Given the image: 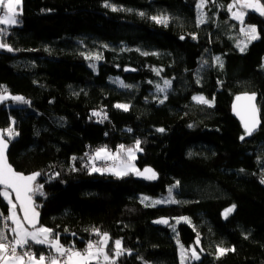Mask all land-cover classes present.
<instances>
[{
  "label": "trees",
  "instance_id": "trees-1",
  "mask_svg": "<svg viewBox=\"0 0 264 264\" xmlns=\"http://www.w3.org/2000/svg\"><path fill=\"white\" fill-rule=\"evenodd\" d=\"M199 3L21 0L18 25L0 34L13 49L0 48V95L23 97L0 101L9 159L20 173H40L37 226L65 248L83 251L98 228L108 249L121 241L116 264H181L179 244L200 256L185 264H264V16L248 9L242 25L228 11L233 0ZM161 16L167 24L153 19ZM243 26L258 39L242 52ZM253 93L262 127L249 137L233 103ZM137 140L139 172L154 169L157 182L91 171L94 151L136 149ZM141 195L165 204L146 206ZM9 207L0 197V230L12 240ZM161 219L170 224L156 227ZM218 247L234 251L218 257ZM30 250L57 255L31 242Z\"/></svg>",
  "mask_w": 264,
  "mask_h": 264
},
{
  "label": "snow or ice",
  "instance_id": "snow-or-ice-1",
  "mask_svg": "<svg viewBox=\"0 0 264 264\" xmlns=\"http://www.w3.org/2000/svg\"><path fill=\"white\" fill-rule=\"evenodd\" d=\"M206 3V0H200V3L197 5L198 8H202ZM21 5V0H0V26H12L19 23L17 16L20 14L18 9ZM237 5L239 7L237 8ZM105 7H110V5L105 4ZM233 8H236V11H233ZM245 9H251L255 12H258L261 16H264V4L260 0H233V4L228 7V11L231 13V18L237 20L240 24H244V17L246 15ZM116 11L115 8L112 9ZM143 15V13H141ZM157 23L167 24V17H153ZM199 22H203V17ZM249 37L250 40L258 39L257 30L255 26H249L247 29H241ZM7 27L0 28V34H6ZM183 38V37H181ZM240 47V45H237ZM244 47H240V50L243 52ZM0 48H6L8 51L13 49L9 47L6 43H0ZM148 53H144L147 55ZM99 58V57H97ZM215 60L220 63L222 67L223 64L220 61V57H216ZM171 84L170 81H164V88L157 86L159 92H164L165 88L169 87ZM7 90L5 89V92ZM14 99L17 101H23V97L15 96L9 97L7 95H0V101L5 99ZM166 99V97H165ZM198 103L206 104L212 106L214 101H210L203 96L194 97ZM236 102L233 105V111L241 119V122L245 129L246 135H252L253 131L256 129L259 124L258 120V109L254 101L256 100V95L245 94L243 96H236ZM244 101L245 103L241 104L240 102ZM27 102V101H24ZM163 103V100L160 101ZM118 108H122L125 111L128 109V105H116ZM94 115H99V113H94ZM157 131L163 132L164 129H157ZM9 136L18 135L15 133L12 128L6 130ZM241 139H244V136H241ZM140 141H136V150L139 149ZM8 147V141L4 139V132L0 131V197H3L7 201L9 207V215L4 217V220H11L12 224L15 227H12L10 231L14 233V238L9 240L8 237L4 234L3 230H0V264H116V260L113 257L121 256L125 249L122 247L120 240L115 241V246L112 249H108V242L110 237L108 233L101 232L98 228H93L91 231L98 237L95 243L89 242L87 247L83 251L76 250L75 247L65 248L59 240L58 235L53 234V230L43 226H37L39 223V212L36 210L37 205L33 200V195L38 193L43 195L42 185L35 184L37 177L40 176L39 172H35L31 175H25L23 173L17 172L13 167L8 163L6 151ZM127 152V160H122L120 153ZM75 159V158H74ZM92 161L95 160H112L120 161L119 165H114L109 169H100L97 168L94 164L91 168V171H111L114 175L120 177L127 175L130 170H135V165L131 163L135 159V152L132 148L125 149L123 145L119 146V150L116 153H112L106 147L97 149L95 155L90 158ZM138 175H142L145 179L154 180L156 179V173L150 169L145 168L143 173H140L139 170H135ZM261 183H264V178L261 179ZM179 182L177 181V185ZM175 187V186H174ZM11 189V193L15 194V201L11 198V193L8 191ZM148 197H142V202L147 201ZM162 201H153L152 204H159ZM168 202L176 203L172 198V189H169ZM17 205H19V210L23 213L21 218L17 213ZM150 206V205H146ZM235 205L228 208L224 212L225 218L234 210ZM187 221V218H182ZM156 223H165L166 220H159ZM190 223V221H189ZM27 225L28 227H26ZM5 228H8L7 223L4 225ZM29 228L32 230L29 231ZM30 242L39 245H46L50 249L54 250L57 254L53 255H44L40 254L37 256L30 250ZM197 244H199V235H197ZM181 247V264H185V261L190 258L193 260H199L200 256L195 248L184 249L183 245ZM21 249L22 251H18ZM29 249V250H25ZM218 257L225 254L229 251H234V249H226L223 247L217 248ZM64 259H60V258Z\"/></svg>",
  "mask_w": 264,
  "mask_h": 264
},
{
  "label": "rangeland",
  "instance_id": "rangeland-1",
  "mask_svg": "<svg viewBox=\"0 0 264 264\" xmlns=\"http://www.w3.org/2000/svg\"><path fill=\"white\" fill-rule=\"evenodd\" d=\"M233 4V3H232ZM239 7V5H237V8ZM18 11H19V13H21V11H20V9H18ZM233 11H236V8H233ZM245 12H246V14H247V12H248V9H245L244 10ZM245 18H246V15H245V17H244V20H245ZM17 19H18V16H17ZM18 25V24H17ZM17 25H12V26H17ZM3 27H6V26H0V28H3ZM248 27L247 26H243V29H247ZM243 35L245 36V38H246V40L245 41H243V45L245 46V44L247 45H249V44H251L252 42H254L255 40H257V39H255V40H250L249 39V37L245 34V32L243 31ZM248 39V40H247ZM0 43H4V41H3V39H2V37L0 36ZM134 150V152H135V159L134 160H132L131 161V163L132 164H134L135 165V170H139L138 169V166H137V164H136V160H137V156H138V153H139V151L138 150H136V149H133ZM118 150H114V151H111L112 153H116ZM95 152L96 151H94V153L92 154V157L95 155ZM120 156H121V158H122V160H127V152L125 151V152H121L120 153ZM91 166L90 167H92L93 166V164L97 167V168H100V169H109V168H112L114 165H119L120 164V161H112V160H95V161H92L91 160ZM135 170H130L129 172H128V174L127 175H134V174H136L137 175V172L135 171ZM92 172H100V173H106V174H111V175H114L111 171H107V170H104V171H92ZM127 175H124V176H127ZM114 176H116V175H114ZM124 176H120V177H124ZM116 177H118V176H116ZM148 197L149 199L147 200V201H143V203L145 204V205H150V206H161V205H164L165 204V198H154V197H150V196H148V195H141L140 196V198H141V201H142V197ZM11 198H12V195H11ZM34 198V197H33ZM13 199V198H12ZM157 200H159V201H162L161 203H159V204H152V202L153 201H157ZM13 202H14V200H13ZM225 217V216H224ZM26 227H28L27 225H25ZM32 229L31 228H29V231H31ZM9 235V234H8ZM11 240V239H10ZM108 244H109V242H108ZM44 246H46V245H44ZM181 244H179V248H180V254H181ZM48 247V246H47ZM60 259H64L63 257L62 258H60ZM101 264H103V261H101Z\"/></svg>",
  "mask_w": 264,
  "mask_h": 264
},
{
  "label": "water",
  "instance_id": "water-1",
  "mask_svg": "<svg viewBox=\"0 0 264 264\" xmlns=\"http://www.w3.org/2000/svg\"><path fill=\"white\" fill-rule=\"evenodd\" d=\"M250 95V94H249ZM241 96H243V95H241ZM235 103H237L236 102V99H235V101H234V103H233V105L235 104ZM241 104H243V103H245L244 101H241L240 102ZM254 103L256 104V106H257V109H258V120H259V124L257 125V127H256V129L253 131V133H252V135H250L249 137H253V136H255L258 132H259V130L261 129V127H262V120H261V113H260V108H259V105H258V97H257V95H256V100L254 101ZM234 112V111H233ZM234 115L240 120V122H241V119H240V117L238 116V115H236V113L234 112ZM242 123V122H241ZM243 125V124H242ZM244 127V126H243ZM0 131H3L2 129H0ZM4 132V131H3ZM4 139L6 140V141H8V147H7V151H6V156H7V160H8V163L13 167V169L15 170V171H17L16 169H15V167L11 164V162H10V159H9V155H10V151H11V143H10V141L5 137V132H4ZM150 169H152V168H150ZM153 171H154V169H152ZM144 171V170H143ZM143 171L142 172H140V173H143ZM18 172V171H17ZM155 172V171H154ZM156 173V172H155ZM136 178L138 179V180H141V181H145V182H148V183H155V182H157V180H158V174L156 173V179H154V180H149V179H145L142 175H136ZM37 180H38V178L36 179V181L34 182L35 184L37 183ZM10 193H11V189H9L8 190ZM12 195H13V197H14V200H15V194L14 193H11ZM33 200H34V198H33ZM35 201V200H34ZM16 202V201H15ZM36 204V203H35ZM18 207H19V205H17ZM37 210V209H36ZM161 220H166V221H168V223L167 224H165V223H156V221L154 222V225L156 226V227H164V228H166L169 224H170V220H167V219H161ZM159 221V220H158ZM196 246L198 247V250L200 251V252H202L203 253V251H202V248H201V243H200V241H199V244H197V240H196Z\"/></svg>",
  "mask_w": 264,
  "mask_h": 264
},
{
  "label": "built area",
  "instance_id": "built-area-1",
  "mask_svg": "<svg viewBox=\"0 0 264 264\" xmlns=\"http://www.w3.org/2000/svg\"><path fill=\"white\" fill-rule=\"evenodd\" d=\"M7 236V235H6ZM8 237V236H7ZM8 239H9V237H8ZM10 240V239H9Z\"/></svg>",
  "mask_w": 264,
  "mask_h": 264
},
{
  "label": "crops",
  "instance_id": "crops-1",
  "mask_svg": "<svg viewBox=\"0 0 264 264\" xmlns=\"http://www.w3.org/2000/svg\"><path fill=\"white\" fill-rule=\"evenodd\" d=\"M19 8H20V6H19Z\"/></svg>",
  "mask_w": 264,
  "mask_h": 264
}]
</instances>
